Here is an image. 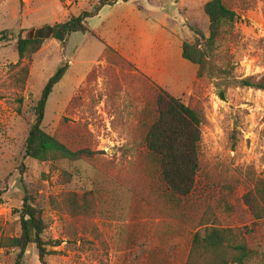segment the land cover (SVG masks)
I'll use <instances>...</instances> for the list:
<instances>
[{
	"label": "rangeland",
	"instance_id": "obj_1",
	"mask_svg": "<svg viewBox=\"0 0 264 264\" xmlns=\"http://www.w3.org/2000/svg\"><path fill=\"white\" fill-rule=\"evenodd\" d=\"M100 1L0 0V34L5 32L8 38L0 43V233L20 236L18 211L26 187L43 211L44 239L57 252L48 257L49 264H145L149 251L167 238H171L167 247L177 255L190 249L187 238L176 237V224L157 216L152 198L139 187L143 80L132 71H112L103 56L105 42L117 38L116 22L130 7H104L98 17L87 21L89 33L72 34L65 43L47 40L31 61L18 64L17 44L24 32L92 12ZM141 1L136 5L146 4L156 24L165 7L168 29L182 42H195L199 38L195 30L209 37L204 7L211 0ZM228 1L238 20L219 44L218 63L238 78L264 76V0H247L250 9H244V0ZM181 61L186 64L180 66L181 72L185 67L197 70ZM64 65L68 70L49 98L43 128L59 135L65 118L70 125L84 123L96 153L79 162L30 160L21 182L19 166L34 121L33 108L49 79ZM187 69L182 74L185 82L163 88L185 104L200 105L205 114L202 163L211 178L229 183L235 191L226 195L230 210L217 218L215 226L244 233L247 245L260 253L247 264H264V219L255 220L243 201L250 178L264 179V91L230 88L223 101L208 80H197L195 87ZM93 70L96 79L88 80ZM89 192L95 214L81 223L67 211V195ZM17 254L14 249H0V264H18ZM22 264H41L36 246L29 247Z\"/></svg>",
	"mask_w": 264,
	"mask_h": 264
},
{
	"label": "trees",
	"instance_id": "obj_2",
	"mask_svg": "<svg viewBox=\"0 0 264 264\" xmlns=\"http://www.w3.org/2000/svg\"><path fill=\"white\" fill-rule=\"evenodd\" d=\"M131 0H101L92 12H84L67 22L45 25L24 32L18 39V64L31 61L47 40L65 43L72 34L89 33L87 21L99 15L106 6L128 3ZM244 9L250 4L244 0ZM204 12L209 18V37L195 30L197 40L184 42L183 58L197 66V80H208L225 101L226 91L230 88L264 91V76L238 78L232 76L228 68L220 65L217 50L235 26L238 14L228 0H211ZM37 31V32H36ZM36 32V33H35ZM200 38L202 41H200ZM8 39L5 32L0 34V43ZM103 56L112 71H132L142 79L144 106L139 111V130L142 133V150L139 156V187L146 190L152 198L157 216L174 222L178 228L176 237H185L190 249L177 255L167 245L170 239H164L149 251L145 264H247L258 258L260 253L247 245L244 233L235 228H219L217 218L230 210L227 194H235L228 183L216 182L202 163V133L205 114L197 103H183L168 93L163 87L153 83L141 74L137 68L105 43ZM68 70L64 65L49 79L42 94L33 108L34 121L30 127L25 154L19 166V179L23 182L28 172V161L41 163L66 160L85 161L93 158V137L87 125L68 124L63 121L61 133L51 135L43 128L46 109L54 87L60 83ZM24 79L28 76V67L23 69ZM96 79L93 70L88 80ZM196 87V85H195ZM79 98L73 100V104ZM264 137V131H263ZM220 188L221 192L217 189ZM24 198L18 211L21 234L17 237L0 233V249L18 251V264L22 261L31 245L36 246L41 264H49L48 257L55 255V246L44 239L47 225L43 211L36 206L34 196L24 187ZM252 217L264 219V179L250 178L247 192L243 196ZM93 192L79 196L67 195V211L78 222H87L95 214ZM202 229H205L202 232ZM241 238V239H240Z\"/></svg>",
	"mask_w": 264,
	"mask_h": 264
},
{
	"label": "crops",
	"instance_id": "obj_3",
	"mask_svg": "<svg viewBox=\"0 0 264 264\" xmlns=\"http://www.w3.org/2000/svg\"><path fill=\"white\" fill-rule=\"evenodd\" d=\"M140 1L131 0L128 3L116 5V7H130V9L127 10L126 16L120 20L119 24L117 22L115 24L119 26L117 38L103 42L133 64L141 74L161 87H169L174 82H185L186 77L182 74H185L187 67L182 72L180 68L186 65L181 61L184 59L182 55L184 42L169 31L170 18L165 13L167 9L161 7L162 19L156 24L146 4L136 5ZM174 59L180 65H175L178 62ZM155 68L164 71L165 75H157ZM187 71L189 80L195 82V86L197 70L188 68Z\"/></svg>",
	"mask_w": 264,
	"mask_h": 264
}]
</instances>
